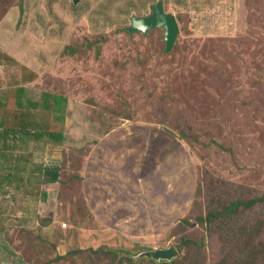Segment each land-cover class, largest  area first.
Wrapping results in <instances>:
<instances>
[{
    "label": "rangeland",
    "instance_id": "rangeland-1",
    "mask_svg": "<svg viewBox=\"0 0 264 264\" xmlns=\"http://www.w3.org/2000/svg\"><path fill=\"white\" fill-rule=\"evenodd\" d=\"M158 2L179 25L169 55L160 28L125 30ZM232 6L0 0V133L19 124L20 88L25 123L47 133L54 121L64 133L61 143L9 137L0 172L18 171L0 180V264H107L101 249L140 261L170 247L179 264L221 261L225 232L197 217L215 198L219 207L264 195V103L250 101L264 95V49L226 36L235 32ZM101 33L103 44L90 48ZM44 91L68 102L48 111ZM261 218L264 201L225 227L237 239ZM181 239L205 247L189 252Z\"/></svg>",
    "mask_w": 264,
    "mask_h": 264
},
{
    "label": "trees",
    "instance_id": "trees-1",
    "mask_svg": "<svg viewBox=\"0 0 264 264\" xmlns=\"http://www.w3.org/2000/svg\"><path fill=\"white\" fill-rule=\"evenodd\" d=\"M150 10H151V7H150ZM134 18H138V17H134ZM154 29L156 28H152L148 32H151ZM160 29L163 30L162 28ZM125 30L128 34L141 33L143 35H146V33L143 31L130 32L128 28H126ZM106 38L107 37L104 36V33L92 35V39L88 40L90 41L88 42V46L90 48L95 47L97 49V46H101ZM70 52L71 54L74 53L72 49ZM166 53L169 55L168 51ZM23 92H24L23 88L18 89L19 94L17 97V104H18L19 110L22 111V116L19 118V121H18L19 124L10 130H5L2 133H0V137L3 140V142L0 141L1 142V146H0V152H1L0 156L1 157L2 156L4 157V154H3L4 149L6 150L9 148L5 146L8 145L7 143L9 141L10 136L16 139H17V135L19 134L25 135V136H34L37 139H40L43 136H48L53 141L60 142V143L62 142L64 138V133L57 131L56 129L53 128L54 121L51 122L52 130L47 131V133H46V130L49 127L48 125H46L45 128H41V127L36 128L37 125H34V124L28 125L25 123L24 118L27 115H30L29 113L30 107L28 108L25 107V104L23 101L24 98H21V94ZM42 98H43L44 107L48 111L52 110L53 104H56L58 105V107L63 109L64 105L68 102V98L66 96L59 95L51 91H44ZM29 103L31 104L33 102L30 101ZM33 104L35 106L38 105L37 103H33ZM61 117L64 118V114ZM0 165H2L1 162H0ZM12 171H15V170L10 169L8 171L9 174L7 173V171L0 172V180L1 181L7 180L9 183H11L12 181L9 179L11 177L10 174H14ZM16 171H18V168L16 169ZM50 173H51L50 176H56L55 180L57 182L59 180V177H58L59 171L58 170L50 171ZM263 201H264V195L255 197V198H250L245 201L241 199L232 200L218 207L217 206L218 199L215 198L212 201L211 209L209 210L207 215L205 217H197V220L199 222H202V224H205L209 228L210 232H215V233L225 232V234L220 235V239L223 241V246L227 244L228 251L225 253V255L222 256L221 261H218L216 264H227V263L228 264H264V239H263L264 237V218H261L258 221L257 226L252 225V226L247 227L246 229H242L237 239H236V234L233 235L232 231L228 227H225V226L232 224L234 215L240 210L241 207L253 209L256 205H258L259 203H262ZM8 240L12 242L9 238ZM13 245L15 246L16 244L12 242V246ZM180 245L184 246L186 250L189 252L193 250L200 251L203 247H205L204 242L197 241L195 239H181ZM100 251L106 258L109 257L107 260L105 258V260L107 261V264H117L116 263L117 261L111 258L113 257V255H115V258L118 259L119 264H141L144 261H148L151 264H179L178 262H176V260H172L171 262L169 261L157 262L156 260L150 259V258H144L140 261H136L134 256L130 254H126V256H120L119 253L115 254L110 249H107V250L101 249ZM81 264H87L86 260L84 259ZM196 264H199V263L196 262Z\"/></svg>",
    "mask_w": 264,
    "mask_h": 264
},
{
    "label": "crops",
    "instance_id": "crops-1",
    "mask_svg": "<svg viewBox=\"0 0 264 264\" xmlns=\"http://www.w3.org/2000/svg\"><path fill=\"white\" fill-rule=\"evenodd\" d=\"M232 12L234 13V36L226 35L231 39H238L240 47L264 49V0H232ZM250 57V56H248ZM264 103V95H255L250 101ZM264 111V107L262 108Z\"/></svg>",
    "mask_w": 264,
    "mask_h": 264
},
{
    "label": "water",
    "instance_id": "water-1",
    "mask_svg": "<svg viewBox=\"0 0 264 264\" xmlns=\"http://www.w3.org/2000/svg\"><path fill=\"white\" fill-rule=\"evenodd\" d=\"M75 3L78 0H74ZM152 28H162L165 31V42L167 51L170 52L179 34V25L174 15L166 13L162 2L151 6V14L144 18H133L132 25L128 28L130 32L143 31L147 33ZM138 256L154 259L157 262H171L177 253L174 248L148 250L141 252Z\"/></svg>",
    "mask_w": 264,
    "mask_h": 264
}]
</instances>
